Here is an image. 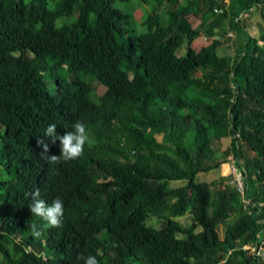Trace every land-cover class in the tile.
I'll return each mask as SVG.
<instances>
[{"label": "trees", "instance_id": "obj_1", "mask_svg": "<svg viewBox=\"0 0 264 264\" xmlns=\"http://www.w3.org/2000/svg\"><path fill=\"white\" fill-rule=\"evenodd\" d=\"M77 2L63 22L73 0H0V264H264L240 249L264 237V48L247 30L258 11L264 31V0ZM217 8L237 52L191 45ZM77 120L83 155L49 164L37 140L60 155L45 129ZM228 156L242 193L196 180ZM36 188L63 201L62 227L31 214Z\"/></svg>", "mask_w": 264, "mask_h": 264}, {"label": "clouds", "instance_id": "obj_2", "mask_svg": "<svg viewBox=\"0 0 264 264\" xmlns=\"http://www.w3.org/2000/svg\"><path fill=\"white\" fill-rule=\"evenodd\" d=\"M57 125L55 123L49 124L45 129L44 137L50 138L51 144H55L57 140L60 143V155H48L49 143L45 139H38L37 145L42 148L41 157L47 160L49 164H60L76 160L83 155L86 143H90L89 134L85 124L81 120H77L72 124V130L66 131L64 135H59L56 132ZM31 202L28 205L32 215L41 218L46 222L48 227L60 228L63 225L64 217V203L60 198H56L50 205L41 198V191L36 188L30 194ZM34 234L39 235L33 226ZM82 260L83 264H99L95 256L85 257L80 254L77 257Z\"/></svg>", "mask_w": 264, "mask_h": 264}, {"label": "rangeland", "instance_id": "obj_3", "mask_svg": "<svg viewBox=\"0 0 264 264\" xmlns=\"http://www.w3.org/2000/svg\"><path fill=\"white\" fill-rule=\"evenodd\" d=\"M120 7H123V2H118ZM78 6V2L77 0H73V3L71 6H67L63 12V17L61 18V21H66L67 19H69L72 15L75 14L76 12V7ZM145 6V5H144ZM141 12V8H136L135 9V15H139ZM251 23L250 27H248V32L250 35L254 36L257 39V43L258 45H261L264 48V41L261 40L260 35H264V31L262 30V28L260 26H258V24H256L258 21H260V16L258 11L254 12L253 15L251 16ZM162 24H165L164 18H162ZM139 30L142 29L141 26H138ZM226 41L224 42V48L222 47V53H233V51L237 52L242 46H243V41L244 38L242 35H233V37L231 39L230 35L225 36L224 37ZM182 49L178 50V53L181 54L182 53ZM0 69H2V67L0 66ZM87 81L90 82V78L87 77ZM92 85H95L94 81H92L91 83ZM145 107H146V101H141L139 104H137L129 113V115L132 116H136V117H140L141 122L145 121ZM143 124V123H142ZM160 135L157 134V137H159ZM216 153H215V157L220 159L222 158V153L220 151L221 147L216 146ZM219 147V148H218ZM227 162L230 163L229 161V156L227 158ZM226 162V163H227ZM229 170V168H228ZM227 170V166L224 165L223 166V170L221 169V167H218L217 169H212V170H208L206 172H201L196 176V180L197 181H213V180H217L220 176H225V175H230L232 177V174H230ZM223 171L225 172V174L223 173ZM227 171V172H226ZM173 186H177L180 185L181 182L180 181H174L170 183ZM37 219V218H36ZM36 221V220H35ZM34 221V223H35ZM182 223L187 224L188 223V219L187 218H182L181 219ZM151 222L153 225L155 226H160V223L155 221V219H151ZM33 223V224H34ZM223 232H224V226L222 224L218 225V233L220 235V237H223Z\"/></svg>", "mask_w": 264, "mask_h": 264}, {"label": "crops", "instance_id": "obj_4", "mask_svg": "<svg viewBox=\"0 0 264 264\" xmlns=\"http://www.w3.org/2000/svg\"><path fill=\"white\" fill-rule=\"evenodd\" d=\"M219 1V0H215ZM225 3L228 2V0H223ZM221 9L217 8L211 14L205 22L200 27L199 34L192 40L191 45L194 50L198 51L202 47L210 44L215 39H221L225 36H228L229 33H231L230 38L233 37V34L230 30H228V20L226 16L220 15ZM226 41V40H224ZM224 47V46H223ZM227 166L228 170V162L221 164L219 167L223 170V166ZM227 172V171H226ZM225 174V172L223 171Z\"/></svg>", "mask_w": 264, "mask_h": 264}, {"label": "built area", "instance_id": "obj_5", "mask_svg": "<svg viewBox=\"0 0 264 264\" xmlns=\"http://www.w3.org/2000/svg\"><path fill=\"white\" fill-rule=\"evenodd\" d=\"M231 35V33H229ZM228 162V172L232 174V177L227 180V183L233 186L237 192H243V181L241 177V171L235 164V161L232 156H229ZM241 250L246 251L252 255L259 257L264 262V237L262 236L260 240H254L247 243H244L240 247Z\"/></svg>", "mask_w": 264, "mask_h": 264}]
</instances>
